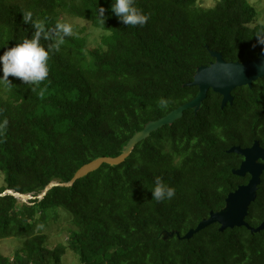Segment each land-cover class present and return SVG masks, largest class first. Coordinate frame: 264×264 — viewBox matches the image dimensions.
I'll use <instances>...</instances> for the list:
<instances>
[{
    "label": "trees",
    "instance_id": "1",
    "mask_svg": "<svg viewBox=\"0 0 264 264\" xmlns=\"http://www.w3.org/2000/svg\"><path fill=\"white\" fill-rule=\"evenodd\" d=\"M201 1L136 0L149 20L131 26L112 13V0H0V53L32 35L26 10L48 26L79 18L100 31L92 42L73 25L78 35L50 55L49 76L35 91L19 78L0 82V121H8L0 192L32 195H0V239L21 241L12 257L0 252V264H62L68 249L80 264H264V228L221 230L213 222L183 237L248 182V173L233 172L242 155L229 149L264 142V76L236 86L223 107V95L209 89L198 109L151 130L123 161L61 184L82 165L121 154L147 122L195 97L199 87L190 82L215 61L212 51L245 61L264 50L256 42L264 23L254 22L249 0ZM157 176L176 189L172 199L152 198ZM51 181L59 184L38 197ZM245 220L264 221V171ZM61 232L64 239L52 243Z\"/></svg>",
    "mask_w": 264,
    "mask_h": 264
},
{
    "label": "water",
    "instance_id": "2",
    "mask_svg": "<svg viewBox=\"0 0 264 264\" xmlns=\"http://www.w3.org/2000/svg\"><path fill=\"white\" fill-rule=\"evenodd\" d=\"M211 54L215 57V61L211 62L209 65L200 66L197 69L193 80L190 82V84H195L199 87V92L195 97L179 105L166 115L147 122L143 129L136 132L130 138L125 150L121 154L117 156H103L96 158L77 169L71 180L62 182L61 184H71L77 177L98 167L103 162L119 163L123 161L131 152L135 144L142 138L146 137L151 130L158 128L163 124L171 123L174 119L180 117L183 111L187 108L195 107V109H198L199 104L206 97L209 89L223 95L221 104L223 107L226 103L232 101L233 96L231 95V91L236 86L244 84L250 85L252 81L258 77L264 76V50H260L255 58L245 61H226L217 51H212ZM229 151L237 152L244 156L240 166L233 169V172L241 176L248 173L250 175L248 182L239 185L235 190L228 194L225 199V207L218 211L211 212L208 217L200 220L194 228L189 229L183 237H189L195 231H198L213 222H218L221 230L226 227L240 225L246 226L252 232L264 228V221L258 226L253 227L245 220L248 206L256 196V189L261 181V173L264 170V164L258 162L259 158L264 159V149L259 147L257 142H254L250 147H240L238 145L232 146ZM57 184H59L57 181L49 182L42 192L38 194V197L43 196L51 186ZM5 193H10L22 200L32 198V195L29 193H21L11 188H7L0 192V195ZM172 233L173 232L169 234ZM176 234H178V232H176Z\"/></svg>",
    "mask_w": 264,
    "mask_h": 264
},
{
    "label": "clouds",
    "instance_id": "3",
    "mask_svg": "<svg viewBox=\"0 0 264 264\" xmlns=\"http://www.w3.org/2000/svg\"><path fill=\"white\" fill-rule=\"evenodd\" d=\"M112 13L125 25L143 26L149 20V14L137 6L136 0H112ZM99 23L105 25V9L103 6L97 9ZM22 19L31 24L34 31L30 37L6 48L0 53V82L11 84L9 77L19 78L23 83L39 86L49 76V58L53 52H58L65 43V37L77 36L73 25L68 22L57 20L53 26H48L46 19H34L31 10L22 11ZM48 42L47 45L41 41ZM256 42L264 46V36L258 35ZM158 105L163 107L167 101L160 98ZM7 119L0 121V133L6 129ZM151 189L152 198L156 201L172 199L176 194L173 186L165 184L157 176Z\"/></svg>",
    "mask_w": 264,
    "mask_h": 264
},
{
    "label": "rangeland",
    "instance_id": "4",
    "mask_svg": "<svg viewBox=\"0 0 264 264\" xmlns=\"http://www.w3.org/2000/svg\"><path fill=\"white\" fill-rule=\"evenodd\" d=\"M250 3H252L256 9H257V15L255 17L254 22L255 23H264V0H249ZM203 5H210L214 2V0H202L201 1ZM68 23H71L72 25H81L84 28V32L88 33V37L90 40L96 41L100 37V31L93 28L90 23H88L85 20H81L79 18H67ZM96 40H94V39ZM2 184V174H0V185ZM58 222H55L54 225H56ZM50 241L52 243H55L57 241H61L64 239V234L61 232L59 234H54L50 237ZM21 241L16 236H7L0 239V252L5 255L12 257L14 251L20 246ZM62 264H80L78 261V258L76 259L75 254L70 249L67 250L65 255L62 257Z\"/></svg>",
    "mask_w": 264,
    "mask_h": 264
},
{
    "label": "flooded vegetation",
    "instance_id": "5",
    "mask_svg": "<svg viewBox=\"0 0 264 264\" xmlns=\"http://www.w3.org/2000/svg\"><path fill=\"white\" fill-rule=\"evenodd\" d=\"M255 58V57H254ZM253 59V58H252ZM232 92V91H231ZM231 95H232V93H231ZM232 100H233V98H232ZM254 142H257L258 143V145H259V147H261V148H263L264 149V142H261V140H254L251 144H249V145H246V146H240V147H250V146H252L253 145V143ZM242 160H241V162L243 161V159H244V156L242 155ZM241 162H240V164H241ZM258 162H260V163H263L264 164V159H261V158H259L258 159ZM240 164H239V166H240ZM264 171V170H263Z\"/></svg>",
    "mask_w": 264,
    "mask_h": 264
}]
</instances>
